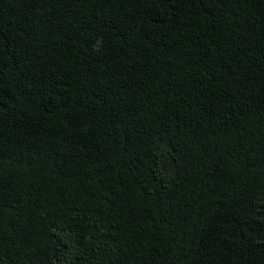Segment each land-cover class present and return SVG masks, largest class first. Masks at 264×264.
Returning a JSON list of instances; mask_svg holds the SVG:
<instances>
[{
	"label": "trees",
	"instance_id": "16d2710c",
	"mask_svg": "<svg viewBox=\"0 0 264 264\" xmlns=\"http://www.w3.org/2000/svg\"><path fill=\"white\" fill-rule=\"evenodd\" d=\"M0 264H264V0H0Z\"/></svg>",
	"mask_w": 264,
	"mask_h": 264
}]
</instances>
